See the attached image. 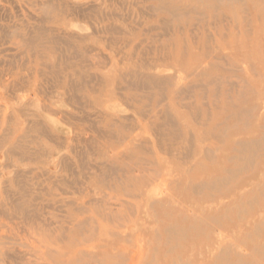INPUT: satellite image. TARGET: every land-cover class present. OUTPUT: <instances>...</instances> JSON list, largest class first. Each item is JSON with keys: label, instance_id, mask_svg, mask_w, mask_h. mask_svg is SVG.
<instances>
[{"label": "rangeland", "instance_id": "374dc122", "mask_svg": "<svg viewBox=\"0 0 264 264\" xmlns=\"http://www.w3.org/2000/svg\"><path fill=\"white\" fill-rule=\"evenodd\" d=\"M135 250L264 264V0H0V264Z\"/></svg>", "mask_w": 264, "mask_h": 264}, {"label": "bare ground", "instance_id": "6f19581e", "mask_svg": "<svg viewBox=\"0 0 264 264\" xmlns=\"http://www.w3.org/2000/svg\"><path fill=\"white\" fill-rule=\"evenodd\" d=\"M217 2H218V0H216ZM165 9H167L169 12H170V14H172L171 13V11H173V10H176L174 7H172V6H169L168 8H165ZM166 10V11H167ZM175 14V13H174ZM176 15V14H175ZM142 149V148H141ZM163 167V166H162ZM172 168L171 167H169V166H165V168H161V170H171ZM156 171V170H155ZM185 185L188 187V184H186L185 183ZM153 190V189H152ZM152 190H148L146 193H145V198H143L142 199V201H141V208H142V210H143V215L144 214H150V213H152L153 211L154 212H157V213H159V212H161L162 211V209L164 208V207H166V204H164V203H158V202H152L151 201V196H152ZM220 201H223L224 199H233V197L231 198L230 196H222V197H220ZM186 202H182V205H184ZM133 205V204H132ZM191 207H193V206H191ZM197 207L198 208H200V206H199V203H198V205H197ZM193 208H195V207H193ZM182 209V207L181 208H179V210H181ZM191 210V209H190ZM162 213H164V212H162ZM166 215V214H165ZM145 216V215H144ZM159 216V215H158ZM162 217H164V214H163V216ZM169 217H167V218H163V219H161V220H158L159 222H157V223H162V227L161 228H159V232L160 233H163V234H166L167 232L169 233V231H172V229L174 228H172L171 229V226L168 228V226H167V224H168V222H172V223H174L175 222V220H171V219H168ZM131 220V219H130ZM177 221H179V222H177ZM176 222L177 223H180V220H176ZM146 220H144V217H140V219H139V221H135V222H132V224L130 225V226H127V229H129V230H131V227H136V229H135V233H131L130 235L131 236H135L136 234V240H137V242H138V240L140 239V237H143L146 233H149L148 232V228H149V225H146ZM166 225V226H165ZM158 227H160V226H158ZM190 227V226H189ZM175 229V228H174ZM156 230V229H155ZM173 232V231H172ZM175 233V232H174ZM222 233V232H221ZM220 233V235H222ZM156 234H157V231H156ZM170 234H171V232H170ZM158 235V234H157ZM219 235V236H220ZM159 238H160V236H159ZM177 242V241H176ZM160 242H158V244H159ZM212 243H217V242H212ZM168 244V243H167ZM128 245V244H127ZM166 245V244H165ZM175 246H177V245H175ZM125 249H126V247H122V248H119L117 251H119V252H124V254H125ZM154 249V248H153ZM170 249V248H169ZM173 249V251L174 250H177L178 252H181V254H185V253H187L188 252V250H187V248L185 247V246H180V247H174V248H172ZM115 250V249H114ZM171 250V249H170ZM170 250L169 251H167V252H170ZM113 251V250H112ZM156 251V250H155ZM149 252V251H148ZM189 253V252H188ZM187 253V254H188ZM120 254V253H119ZM124 255L121 253V255H119L118 256V254L116 255H114V256H112V257H109V258H107V260H109V261H114V259L116 258H118V257H123ZM139 256L141 257L142 255H140V252H138V251H133L132 252V256H131V258H130V261H131V264H136L137 263V261H138V259H140L139 258ZM166 256V255H165ZM152 257H154V255H152ZM96 258V257H95ZM103 258V257H102ZM104 259V258H103ZM154 259V258H153ZM180 259H182V256L180 255V256H176V255H174L170 260L172 261V262H176V261H178V260H180ZM96 260H98L97 258H96ZM105 260V259H104ZM151 262L153 261V260H150ZM157 262V261H156ZM97 263V262H96ZM138 264H139V262H138ZM146 264H149V263H146ZM174 264V263H173ZM182 264V263H181ZM187 264V263H186Z\"/></svg>", "mask_w": 264, "mask_h": 264}]
</instances>
